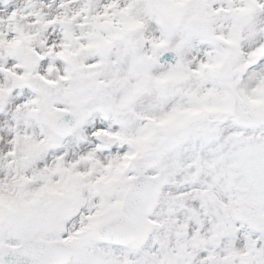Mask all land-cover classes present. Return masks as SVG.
<instances>
[{
    "label": "snow or ice",
    "instance_id": "obj_1",
    "mask_svg": "<svg viewBox=\"0 0 264 264\" xmlns=\"http://www.w3.org/2000/svg\"><path fill=\"white\" fill-rule=\"evenodd\" d=\"M0 264H264V0H0Z\"/></svg>",
    "mask_w": 264,
    "mask_h": 264
}]
</instances>
